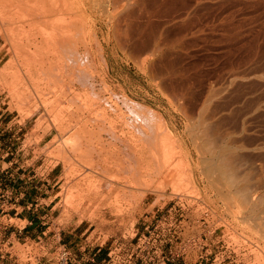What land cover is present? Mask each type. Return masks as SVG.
Listing matches in <instances>:
<instances>
[{"label":"rangeland","instance_id":"1","mask_svg":"<svg viewBox=\"0 0 264 264\" xmlns=\"http://www.w3.org/2000/svg\"><path fill=\"white\" fill-rule=\"evenodd\" d=\"M58 2L0 20V264H264V0Z\"/></svg>","mask_w":264,"mask_h":264},{"label":"bare ground","instance_id":"2","mask_svg":"<svg viewBox=\"0 0 264 264\" xmlns=\"http://www.w3.org/2000/svg\"><path fill=\"white\" fill-rule=\"evenodd\" d=\"M57 1V2H56ZM59 0H0V15H4V18L2 17L0 20H2L1 22H3L4 20H6L9 24H12L11 26L13 27V25H15L14 27H13V29L15 30L16 28V26H17V29H18V27L20 28V27H22V28H20L19 29V31H21L20 32V34H21V36H23L24 37V39L25 40H33L32 42L33 43H29V42H31V41H29L28 43L29 44H34V42H36L39 38H40V36H43L44 35V33L46 32L45 30L43 31L42 30V28H40V30H38L39 29V27L38 26H40L39 24H41V22L42 21H44V20H47V19H50V18H54L55 16H56V10H58V5L59 4H57L56 5V3H59L58 2ZM63 1V0H62ZM64 2H65V0H64ZM66 5L68 6V4L66 3ZM56 6H57V8H56ZM59 6H61V5H59ZM62 8V7H61ZM60 8V9H61ZM64 8V7H63ZM65 8H67L66 6H65ZM60 9H59V11H60ZM73 10V9H72ZM58 11V12H59ZM67 11H70L71 12V10H68L67 9ZM67 11H64V12H67ZM1 12H4V14H2ZM61 12V11H60ZM58 14V13H57ZM66 14V13H65ZM69 15V14H68ZM76 15V14H75ZM59 16V14L56 16V17H58ZM67 16V15H66ZM71 17V16H70ZM62 18H64V17H62ZM68 18H69V16H68ZM4 19V20H3ZM60 19H61V17H60ZM66 19V18H65ZM51 20V19H50ZM55 20L56 21H54V24H56V25H58L57 23H60V20L58 19V18H55ZM57 20H59V21H57ZM62 20V19H61ZM79 20V19H78ZM0 22V23H1ZM71 22H69V24H70ZM2 24V23H1ZM1 24H0V26H1ZM6 24V23H5ZM9 24H8V26H9ZM43 24L45 25V21L43 22ZM49 23H47V25H48ZM52 24V23H51ZM50 24V25H51ZM72 25V24H71ZM42 26V25H41ZM53 25H51V27H52ZM59 26V25H58ZM53 27H55L56 28V26H53ZM52 27V28H53ZM1 28V27H0ZM45 28V27H44ZM54 28V31L56 30ZM57 28H59V27H57ZM75 28V27H74ZM8 29H9V27H8ZM12 29V28H11ZM47 29H50V28H47ZM46 29V30H47ZM6 30V29H5ZM13 30V31H14ZM43 32H42V31ZM58 30V29H57ZM73 30H75V29H73ZM13 31H9L10 33H13ZM18 31V32H19ZM63 31V30H62ZM18 32H16V31H14V33L15 34H18ZM39 32H42V33H40V35H39ZM47 32H48V30H47ZM46 32V33H47ZM51 33H52V31H50ZM50 32H48V33H50ZM64 32V31H63ZM74 32V31H73ZM45 33V34H46ZM51 33L48 35V34H46V36L44 35L41 39H42V41H43V43H44V40H45V42H46V40L48 39V37H50V39L49 40H51L52 38L54 39V35L52 34L51 35ZM6 34V33H5ZM62 34V33H61ZM19 35V34H18ZM18 35H16V36H18ZM47 35H48V37H47ZM86 35V34H85ZM12 36V35H11ZM14 36V35H13ZM12 36V37H13ZM51 36H53L52 38H51ZM64 36V35H63ZM15 37V36H14ZM44 37H46V39H44ZM58 37V36H57ZM56 38V37H55ZM13 39V38H12ZM14 39H16V37L14 38ZM14 39H13V41H14ZM22 39V38H21ZM53 39L51 40L52 41V44L54 43L53 42ZM57 39V38H56ZM10 40V39H9ZM19 40V39H18ZM17 40V41H18ZM62 40V39H61ZM21 41V40H20ZM19 41V43H21ZM22 41H24V40H22ZM48 41V40H47ZM51 41H49L50 43H51ZM55 41V40H54ZM15 42H16V40H15ZM38 42V41H37ZM48 42V43H49ZM17 43V42H16ZM23 43V42H22ZM26 43H27V41H26ZM27 43V44H28ZM60 43V42H59ZM12 44V43H11ZM26 44V45H27ZM28 44V45H29ZM37 44V43H36ZM13 45V44H12ZM15 45V44H14ZM20 45H22V44H20ZM49 45H51V44H49ZM47 46V45H46ZM45 46V47H46ZM53 46V45H52ZM52 46H50V47H52ZM61 46V45H60ZM23 47H24V45H23ZM22 47V48H23ZM43 47V46H42ZM44 47V48H45ZM15 49V48H14ZM20 49V48H19ZM24 49V48H23ZM17 50V49H16ZM21 50V49H20ZM44 50V49H43ZM42 50V51H43ZM62 51V50H61ZM15 52V51H14ZM28 52V51H27ZM47 52V51H46ZM9 53V52H8ZM19 53V52H18ZM33 53V52H32ZM63 53V52H62ZM53 54H55V52L53 53ZM13 55V54H12ZM20 55V54H19ZM45 55V54H44ZM16 57H17V55H16ZM26 57V56H25ZM28 59V58H27ZM11 60V59H10ZM63 61V60H62ZM51 64V63H50ZM76 64V63H75ZM26 65V64H25ZM29 66V65H28ZM25 67H27V66H25ZM28 69V68H27ZM27 71H29V70H27ZM31 71V70H30ZM30 71H29V73H30ZM65 71V70H64ZM86 71V70H85ZM76 72V71H75ZM75 75H76V73H74ZM80 74V75H79ZM79 74H78V76L76 77V79H77V81L80 83H78L80 86H83L82 84H87L86 82L89 80L90 81V78H92V77H90L89 75L87 76L86 75V73L84 74V72H79ZM88 74V73H87ZM31 75V74H30ZM29 76V75H28ZM69 76V75H68ZM71 76V75H70ZM72 76H74V75H72ZM75 77H72L73 78V80H71V81H74V78ZM95 77V76H94ZM72 78H70V79H72ZM32 79V78H31ZM30 79V80H31ZM75 79V80H76ZM69 80V79H68ZM70 81V80H69ZM77 81H74V82H77ZM94 81V80H93ZM91 83V82H90ZM91 86V84L89 85V87ZM63 87V86H62ZM84 87V86H83ZM86 90V89H85ZM77 95V94H76ZM84 96V95H83ZM78 98V97H77ZM86 98V97H85ZM73 99H75V98H73ZM72 101V100H71ZM94 101V100H93ZM107 101V100H106ZM111 101V100H110ZM53 102V101H52ZM76 102V101H75ZM105 102V101H104ZM45 103V102H44ZM62 103V102H61ZM86 103V102H85ZM107 103V102H106ZM70 104V103H69ZM73 104V103H72ZM87 104V103H86ZM90 104V103H89ZM89 104H88V106H89ZM102 104V103H101ZM45 105V104H44ZM48 105V104H47ZM47 105H45V107L47 106ZM61 105V104H60ZM112 105V104H111ZM114 105V104H113ZM68 106V105H67ZM73 106V105H72ZM61 107V106H60ZM86 107V109H87V106H85ZM89 107H91V106H89ZM93 107V106H92ZM79 108V107H78ZM101 108V107H100ZM85 109V108H84ZM106 109V108H105ZM104 109V110H105ZM130 109V108H129ZM53 110V109H52ZM87 110H91V109H87ZM93 111V110H92ZM91 111V112H92ZM102 111V110H101ZM86 112V111H85ZM99 112V111H98ZM68 113V112H67ZM94 113V112H93ZM61 113L59 112V114H58V112H57V115H60ZM64 114V113H63ZM79 114V113H78ZM77 115V114H76ZM82 115H83V113H82ZM61 116V115H60ZM79 116V115H78ZM73 117H75V116H73ZM92 117V116H91ZM97 117V116H96ZM95 117V118H96ZM98 117H99V115H98ZM97 117V118H98ZM101 118V117H100ZM107 118V117H106ZM104 119L103 121L100 119V122L102 121L103 122V124H102V126H101V130L107 135V136H109L110 137V139L111 140H113L114 142H115V144L116 145H118V146H121V147H123V149L124 150H128L130 153H131V155L133 156L134 154H138V152H137V150H139V149H137L138 148V146H139V144H138V142H137V140H138V138H136V136L138 137V135H140V134H138V135H136L137 133H131V131L130 132H127L126 131V128H127V125L128 124H125V121H124V123H123V125H118V124H121L119 121L117 122V120L115 121V120H113V119ZM82 119V118H81ZM120 119V118H119ZM122 119V118H121ZM62 120V119H61ZM99 120V119H98ZM54 122H55V120H53ZM80 121V120H79ZM95 122V121H94ZM94 122H92V123H94ZM56 123V122H55ZM97 123H99V122H97ZM96 123V124H97ZM89 124V123H88ZM88 124L86 123V125L88 126ZM96 124H95V127H96ZM133 124V123H132ZM77 125L78 124H76V126H74L73 128H75L74 129V132H72L73 133V135H71V137L70 138H67V140H66V142H64L63 143V145H64V147L66 148L67 146H69L70 148L72 147V149L71 150H69L70 152L72 151V150H74L75 152L74 153H77L76 151H79L80 150V148H81V146H82V144H81V141L83 140V139H85V138H83L82 137V130L85 132V130H86V128H82L81 126H79V127H77ZM101 125V124H100ZM99 125V126H100ZM124 125L126 126V127H124ZM134 125V124H133ZM138 125V124H137ZM73 126V125H72ZM91 126H93V125H91ZM83 127H86L85 125L83 126ZM144 127V126H143ZM148 127V126H147ZM89 128V127H88ZM87 128V129H88ZM91 128V127H90ZM89 128V129H90ZM96 128H99L98 126L96 127ZM137 128V126H135V129ZM82 129V130H81ZM85 129V130H84ZM128 129V128H127ZM135 129H133L134 131H135ZM138 129V128H137ZM151 129V128H150ZM72 130V129H71ZM92 131L94 130V128L92 127V129H91ZM90 130V131H91ZM101 130H100V132H101ZM132 130V131H133ZM164 130V129H163ZM64 131V130H63ZM67 131V130H66ZM87 131H89V130H87ZM95 131V130H94ZM138 131V130H137ZM140 131V130H139ZM150 131V130H149ZM98 132V131H97ZM103 132H102V135H103ZM141 132V131H140ZM139 132V133H140ZM87 133V132H86ZM90 133V132H89ZM99 133V132H98ZM142 133V132H141ZM162 133V132H161ZM65 134V133H64ZM91 134V133H90ZM101 134V133H100ZM155 134V133H154ZM86 135V134H85ZM97 135H99V134H97ZM105 135V136H106ZM95 136V135H94ZM93 136V137H94ZM100 137V136H99ZM156 137V136H155ZM158 137V136H157ZM82 138V139H81ZM96 139V138H95ZM110 139H109V141H110ZM141 139H143V138H141ZM165 139V138H164ZM92 140V139H91ZM103 140V139H102ZM108 140V139H107ZM89 141V140H88ZM87 141V142H88ZM93 141V140H92ZM145 141V140H144ZM151 141V140H150ZM85 142H86V140H85ZM100 142H101V140H100ZM103 142H105V141H102V143ZM149 142V141H148ZM160 142V141H159ZM158 142V143H159ZM167 142H169V141H167ZM107 143V142H106ZM157 143V142H156ZM157 143V144H158ZM91 144V143H90ZM99 144V143H98ZM147 144H149V143H147ZM152 144H154V143H152ZM105 145V144H104ZM103 144H102V147L104 146ZM108 145V144H107ZM145 145V144H144ZM154 145H156V144H154ZM159 145V144H158ZM169 145H170V143H169ZM108 146H110V145H108ZM117 146V147H118ZM69 147H67V148H69ZM93 147V146H92ZM95 147V146H94ZM102 147H100V148H102ZM105 147V146H104ZM112 147H113V144H112ZM110 148V147H109ZM115 149H116V146L114 147ZM120 148V147H119ZM119 148H117V149H119ZM140 148V147H139ZM163 148V147H162ZM161 148V149H162ZM165 149H166V147H164ZM89 149V148H88ZM104 149V148H103ZM114 149V150H115ZM152 149V148H151ZM82 150V149H81ZM153 150V149H152ZM163 150V149H162ZM68 151V150H67ZM68 151V152H69ZM120 151H121V149H120ZM148 151V150H147ZM154 151V150H153ZM100 152H103V150L101 151L100 150ZM104 152H107V151H105L104 150ZM109 152V151H108ZM123 152V151H122ZM126 152V151H125ZM151 152V151H150ZM163 152V151H162ZM114 153V152H113ZM117 153H118V151H117ZM141 153V152H140ZM153 153H155V151L153 152ZM164 153V152H163ZM102 154V153H101ZM107 154V153H106ZM112 153H110V155H111ZM129 153L127 152V154L126 155H128ZM150 154H152V153H150ZM177 154V153H176ZM108 155V154H107ZM158 155H161V154H158ZM86 156V155H85ZM106 156V155H105ZM111 156H113V154L111 155ZM117 156V155H116ZM129 157H130V155H128ZM155 156V155H154ZM107 157V156H106ZM156 157V156H155ZM158 157V156H157ZM103 158V157H102ZM110 158V157H109ZM116 158V157H115ZM123 158H125V157H123ZM123 158H121V159H123ZM126 158H128L127 156H126ZM131 158V157H130ZM130 158H128V160H130ZM132 158H136L135 156L134 157H132ZM131 158V159H132ZM138 159H140L139 157H137ZM151 158H152V156H151ZM161 158V157H160ZM159 158V159H160ZM116 159H118V161H119V157L118 158H116ZM121 159H120V161H121ZM142 159V158H141ZM140 159V160H141ZM144 159V158H143ZM83 160V159H82ZM89 160V159H88ZM114 160V159H113ZM126 160V159H125ZM132 160H134V159H132ZM131 160V161H132ZM164 160H166V159H164ZM108 161V160H107ZM107 161H105V162H107ZM115 162L117 161V160H114ZM117 161V162H118ZM159 161V160H158ZM85 162V161H84ZM123 162L124 163H126L127 162V165H130L131 163H133V162H131L130 163V161H129V164H128V161L126 160V161H124L123 160ZM123 162H121L122 164H123ZM145 163H146V161H144ZM143 162V163H144ZM153 162V161H152ZM163 162V161H162ZM179 162H181V160L179 161ZM112 163V162H111ZM165 163V162H164ZM181 163H183V162H181ZM180 163V164H181ZM99 164H100V162H99ZM113 164V163H112ZM111 164V165H112ZM120 164V163H119ZM118 164V166L119 167H121V165L122 164H120L119 165ZM161 164V163H160ZM159 164V165H160ZM179 164V163H178ZM101 165V164H100ZM126 165V164H125ZM162 165H163V163H162ZM165 165V164H164ZM183 165V164H182ZM124 166V165H123ZM175 166V165H174ZM78 167V166H77ZM87 167V166H86ZM93 167V166H92ZM109 167H111V166H109ZM118 167V168H119ZM135 167V166H134ZM167 167V166H166ZM178 167V166H177ZM118 169L117 167H115L114 166V169ZM161 168H163V167H161ZM88 169V168H87ZM99 169V168H98ZM120 169V168H119ZM179 169V168H178ZM180 169H181V167H180ZM179 169V170H180ZM152 170V169H151ZM155 170V169H154ZM152 172V171H151ZM170 172V171H169ZM168 172V173H169ZM177 172V171H176ZM180 172V171H179ZM97 173V172H96ZM87 174V173H86ZM136 174V173H135ZM149 174V173H148ZM134 175V174H133ZM167 175V174H166ZM86 176V175H85ZM84 176V177H85ZM88 176V175H87ZM87 176H86V178H87ZM94 176V175H93ZM88 179V178H87ZM86 179V180H87ZM90 179V178H89ZM94 179V178H93ZM82 180V179H81ZM86 180H84V181H86ZM133 180V179H132ZM95 181V180H94ZM89 182V181H88ZM93 184V183H92ZM126 184V183H125ZM135 184V183H134ZM89 185H90V187L89 188H91V182H89ZM88 185V186H89ZM114 185V184H113ZM118 185V184H117ZM88 186H87V188H88ZM99 186H100V184H99ZM106 186V185H105ZM94 188H95V186H94ZM93 189V188H92ZM92 189H89V192H91L90 190H92ZM100 189V188H99ZM95 190H97V189H95ZM83 191V190H82ZM94 191V190H93ZM88 192V191H87ZM86 192V193H87ZM96 192V191H95ZM100 192V191H99ZM84 193V192H83ZM88 194V193H87ZM91 194V193H90ZM96 194V193H95ZM109 194V193H108ZM86 195V194H85ZM92 196V195H91ZM97 197H98V195H97ZM101 197V196H100ZM82 198V197H81ZM96 198V197H95ZM87 199V198H86ZM90 199H92V197L90 198ZM89 199V200H90ZM82 200V199H81ZM96 200H98V199H96ZM90 202V201H89Z\"/></svg>","mask_w":264,"mask_h":264}]
</instances>
